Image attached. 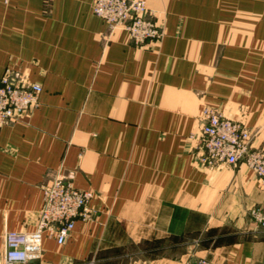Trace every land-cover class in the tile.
<instances>
[{"label": "crops", "instance_id": "0c3cea01", "mask_svg": "<svg viewBox=\"0 0 264 264\" xmlns=\"http://www.w3.org/2000/svg\"><path fill=\"white\" fill-rule=\"evenodd\" d=\"M163 39L136 46L95 0H0V77L42 84L0 128V254L32 232L58 171L92 191L91 222L34 264H264V181L198 162L204 108L243 122L264 150V0H145Z\"/></svg>", "mask_w": 264, "mask_h": 264}, {"label": "built area", "instance_id": "2783aa9c", "mask_svg": "<svg viewBox=\"0 0 264 264\" xmlns=\"http://www.w3.org/2000/svg\"><path fill=\"white\" fill-rule=\"evenodd\" d=\"M93 12L114 30L123 28L136 46L163 39V25L149 16L145 0H95ZM42 84L25 82L19 74L6 72L0 77V128L22 121L40 105ZM204 125L199 163L217 166L245 164L264 181V150L252 146V133L241 121L226 117L215 108L202 111ZM75 172L58 171L45 185L44 205L38 212L36 230L19 235H8L0 264H34L43 259L45 234L62 245L71 236L76 221L86 223L95 219L96 211L90 206L92 191L75 187ZM250 216L257 226L264 228V205L251 208ZM82 264H96L94 259ZM186 264H216L200 258Z\"/></svg>", "mask_w": 264, "mask_h": 264}]
</instances>
